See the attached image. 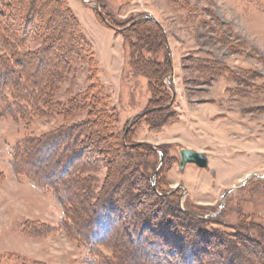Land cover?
Masks as SVG:
<instances>
[{"label": "rangeland", "instance_id": "obj_1", "mask_svg": "<svg viewBox=\"0 0 264 264\" xmlns=\"http://www.w3.org/2000/svg\"><path fill=\"white\" fill-rule=\"evenodd\" d=\"M67 1L92 47L99 90L85 50L67 52L70 22L56 17L57 3L0 0V47L10 34L27 38L12 47L16 74L0 66V264H125L135 252L124 232L142 224L151 200L163 235L183 238L188 227L229 237L230 262L264 264V0ZM44 38L55 41L46 48ZM35 49L38 62L26 55ZM169 62L161 79L154 63ZM150 77L170 99L155 110ZM168 108L146 123L153 111L144 113ZM180 149L203 153L208 166L180 170ZM152 175L164 198L149 192ZM111 206L119 234L88 245L90 221ZM237 237L258 247L242 249Z\"/></svg>", "mask_w": 264, "mask_h": 264}, {"label": "trees", "instance_id": "obj_2", "mask_svg": "<svg viewBox=\"0 0 264 264\" xmlns=\"http://www.w3.org/2000/svg\"><path fill=\"white\" fill-rule=\"evenodd\" d=\"M45 1H47L49 7H51L52 4L57 3V4H55V6H58V7H56L54 9L57 11L56 17L57 18H60V17L63 18V15H64L67 18V21L70 22L69 23V26L71 28L70 29L71 30L70 35H69V37H66V40H65L66 45L65 44L64 45L65 46L68 45L67 46V52L75 49L76 46H79V48H80V51H77L78 53L85 50V52L87 53V55H86L87 63H89L88 69L90 72L92 71V73H90L89 75H90L91 79H93V76H94V81H95L93 84H91L90 87H94L95 89L99 90L100 85L97 81L98 78L96 77L97 75L96 76L94 75V73L98 71V68H97V63L95 62L94 57H93L92 47L88 43V41H85V39L82 37V33L80 31V24H79L77 18L73 15L70 8L68 7V5H67L68 1L67 0H45ZM27 20H30V19H27ZM27 20H25V21H27ZM148 21L152 22L153 24L158 26L161 33L162 34L164 33L162 30V27L160 25H158V23H156L152 20L140 19L139 25L144 23V22H148ZM142 28H144V27H140V31L138 30L139 34L144 30ZM127 32H129V30ZM34 35H35V33H34ZM23 37H24V34H23ZM150 37H152V36L150 35ZM7 38H9L10 44L6 45L5 43H3L2 47H0V49L2 50L0 53V66H2L4 70L8 71V75L10 73L16 74L15 68L13 67V63H15V59H14L15 54L12 50V47H17V46L21 45L20 42H24L25 39H27V38H22L24 40L20 41V40H18V36L16 37L12 34L8 35ZM52 41L49 38H44V43L45 44L47 43L46 48H48L50 46ZM139 41H141V40H139ZM160 43L163 44L162 46H164V48L167 49L165 39H163V41H161ZM127 44L129 45V47H131V46L133 47V46H135L136 41L132 42V43L127 42ZM38 51H39V49L27 51L26 55L29 57L30 60L36 59V61L38 62L40 60L39 58L42 59V57H40V54ZM36 53H37V55H36ZM67 54L69 55V53H67ZM165 54L168 56V51L165 50ZM61 60H63L64 65L61 66L58 63V66H56L57 72L65 74V72H67L66 66L68 65V60H67V57L62 58ZM147 62L148 61H146L144 64H146ZM144 64L142 63V66ZM154 65H155V69L160 70L159 74H162L161 79L165 75L169 74L170 69H171L170 62H169V67L166 68V70L160 64L154 63ZM8 69L9 70L11 69V71H9ZM1 71L4 73L3 70H1ZM142 71L144 72V70H142ZM51 72L54 73L53 70H51ZM147 76L149 77L151 75H147ZM24 78L26 79V77H24ZM153 81H154V79L150 77L149 83L151 86V90L154 92V94H155V91H158L160 93L159 94L160 99H158V97H156L155 101H153V103H151V104H153L152 105V106H154L153 108H160L161 106L166 105L168 103V100H170V99H168V93H167V91H165L166 89H164L166 87L160 83H159V86L153 85ZM27 90H29V87L27 85L23 84L21 89L18 92L20 94V99L25 101V102L27 101L26 100L27 96H29V94H27ZM169 109L170 108H168L166 110H158V111H155L149 115H146L144 117L145 119H148L149 117L151 118L146 123H148L150 125V127L152 128V123L154 122V120L156 118L153 115L157 114V113H158L157 115H162L164 113H167ZM19 115H20V113H19ZM67 131H70V129H68ZM129 137H130V132L126 136V139L128 141V142L126 141L127 144L130 143L129 141L131 140ZM56 139H57V137H55L54 140H56ZM41 143L43 144V143H45V141H42ZM46 143H48V142H46ZM57 144H58V142L57 143L55 142L54 144L52 143L49 147V150L54 148V147H58ZM128 146H129V144H128ZM138 147H140V145ZM131 149H132V147H131ZM25 150L26 149L24 148L22 151L24 152ZM54 152H56V151H54ZM81 152H82V149L78 153V155H81ZM70 158H68L62 165H60V168H59L60 171L57 172V178L65 177V175H67V171L76 164V160H78L77 158H79V156H77V154H75ZM18 166H19V163H18ZM58 166H59V164H58ZM58 166L56 165V168ZM153 178L154 177L152 175L151 177H149V179H147V181H149V182L151 180V184L148 187L149 192L152 193V194L151 193L150 194L154 198L155 197L159 198V199L164 198L163 194L161 192H159L157 189L155 190L153 188V186H152ZM147 192L144 191L145 194ZM150 202L151 203H149L147 205V207H145L146 204H144V206H143L144 209L142 211L144 213H142V214H145L146 218L142 219L143 220L142 224H141V222H139L141 225L140 226L137 225L138 227L130 226V228H127V230L124 232V236H123V239L128 244V247L133 252H135V253L138 252L140 254L139 257L135 256V258H136V260H138V258H139L141 264H211V263L212 264H233L232 261L230 262V260L227 259L228 258L227 252H228V250H230L228 248H231V251H233L234 246H231V245H234V242H233L234 239L232 240L229 237L214 236V235L205 236L207 233L203 232V235H202L200 233L202 231H198V230H197L198 231L197 233H194L193 230H191L188 227L185 229L187 234L183 236L184 239L178 237L177 234H175V233H173V234L171 233V235H172L171 237H169L167 234L163 235L162 232L158 231V226L154 223V221L159 220L161 218V216H159V214H157L158 212L156 214L152 213V212H155L157 210L154 208L157 206L152 204V200ZM112 206L108 207V208L103 207V208H100L99 210L96 211L97 214L95 215V217H93L92 221H90V225H91L90 227L91 228L87 232V236L85 235L88 245L93 246V245H97V244L107 242V240H109L110 236H113L114 234L118 233V231H119L118 230V226H119L118 221L120 222L121 220L117 216L118 215L117 211H114L116 209ZM130 207L134 208V206H131V205H130ZM125 224L127 225V223H125ZM173 236L178 237V239H177L179 241L178 243H176L175 239H172V238H174ZM204 237H205V239H204ZM206 240L209 241V244L206 247H204L203 242H205ZM237 240H238L237 242L239 244L241 243L242 249H243V246L244 247L248 246L251 249L256 248V246H257V244L255 242L247 241V239H242V241H241V239L239 240L237 237ZM135 253H134V255H135ZM134 255H133V257L126 259L125 264H133L131 260H134L133 259Z\"/></svg>", "mask_w": 264, "mask_h": 264}, {"label": "water", "instance_id": "obj_3", "mask_svg": "<svg viewBox=\"0 0 264 264\" xmlns=\"http://www.w3.org/2000/svg\"><path fill=\"white\" fill-rule=\"evenodd\" d=\"M101 16V19L102 21L107 25L109 26L110 28L114 29V30H118V32H122V30L120 29H116L112 26H110L106 20L104 19V17L100 14ZM151 19V18H150ZM154 22H156V20L152 19ZM155 110V109H154ZM154 110H151V111H154ZM151 111H148L144 114H147ZM144 114H142L141 116H144ZM179 156H180V162H179V169L182 170L184 168V166L186 164H193L195 165L196 167L198 168H201V169H205L207 166H208V160H207V157L203 154V153H199V152H196V151H193V150H190V149H180L179 150ZM161 165V163H160ZM160 165H158V169L160 167ZM157 169V170H158ZM156 170V171H157ZM156 173V172H155ZM153 188H154V184L152 185Z\"/></svg>", "mask_w": 264, "mask_h": 264}, {"label": "flooded vegetation", "instance_id": "obj_4", "mask_svg": "<svg viewBox=\"0 0 264 264\" xmlns=\"http://www.w3.org/2000/svg\"><path fill=\"white\" fill-rule=\"evenodd\" d=\"M91 1H94V0H83V2H86V3H89V4H91ZM97 3V2H96ZM97 5L99 6V9L102 7H104L103 5H100V3L98 2L97 3ZM97 8V7H96ZM130 25V24H129ZM128 24H126L122 29H123V32H127L128 30H129V28H130V26H129ZM121 29V30H122ZM154 109V108H153ZM152 112V111H151ZM154 112V111H153ZM145 117V116H144ZM139 121H140V119H139Z\"/></svg>", "mask_w": 264, "mask_h": 264}]
</instances>
